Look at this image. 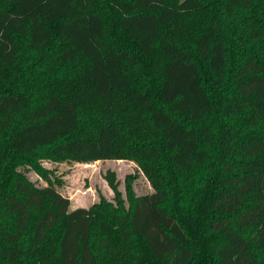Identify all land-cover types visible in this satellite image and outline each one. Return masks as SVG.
<instances>
[{"label": "trees", "instance_id": "16d2710c", "mask_svg": "<svg viewBox=\"0 0 264 264\" xmlns=\"http://www.w3.org/2000/svg\"><path fill=\"white\" fill-rule=\"evenodd\" d=\"M55 50L81 67L31 105L17 76ZM4 141L135 160L154 190L68 210L15 174L0 264H264V0H0V164Z\"/></svg>", "mask_w": 264, "mask_h": 264}, {"label": "rangeland", "instance_id": "374dc122", "mask_svg": "<svg viewBox=\"0 0 264 264\" xmlns=\"http://www.w3.org/2000/svg\"><path fill=\"white\" fill-rule=\"evenodd\" d=\"M56 44V42H55ZM59 43L56 44V49ZM45 65H40L42 72L38 77H29L22 72L18 74V87L20 92H25L31 105L41 103L45 97L49 84L45 77L54 76L58 83L65 79L73 80L77 76L81 63L71 66L62 63L56 50L46 58ZM38 60L32 56L31 61ZM28 61V55H24L20 64ZM41 61V60H40ZM28 65H25V67ZM24 67V68H25ZM6 76V71H4ZM24 77H28L26 85H23ZM47 81V82H44ZM6 83V82H5ZM217 116L208 117L209 124L214 125ZM228 125H233V121ZM1 152L4 159L0 164V194L8 189V180L15 174L25 177L37 189H43L51 185L61 196L69 200L68 210L77 207H91L102 201L104 206L120 210L129 208L131 202L147 193L153 192L154 188L146 175L140 169L138 163L131 159H108L89 162H77L68 158H56L49 152V147L39 148L30 155L20 156L13 154L7 142L4 141ZM107 175L112 178L116 188H112ZM175 205V200L172 201ZM105 210V209H103Z\"/></svg>", "mask_w": 264, "mask_h": 264}]
</instances>
